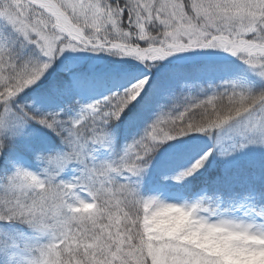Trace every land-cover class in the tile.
Masks as SVG:
<instances>
[{
  "label": "snow or ice",
  "instance_id": "snow-or-ice-1",
  "mask_svg": "<svg viewBox=\"0 0 264 264\" xmlns=\"http://www.w3.org/2000/svg\"><path fill=\"white\" fill-rule=\"evenodd\" d=\"M0 264H264V0H0Z\"/></svg>",
  "mask_w": 264,
  "mask_h": 264
},
{
  "label": "rangeland",
  "instance_id": "rangeland-1",
  "mask_svg": "<svg viewBox=\"0 0 264 264\" xmlns=\"http://www.w3.org/2000/svg\"><path fill=\"white\" fill-rule=\"evenodd\" d=\"M87 55V54H85ZM104 63H107V61H105ZM88 68V62H84L82 64L79 65V70L81 71H85Z\"/></svg>",
  "mask_w": 264,
  "mask_h": 264
}]
</instances>
